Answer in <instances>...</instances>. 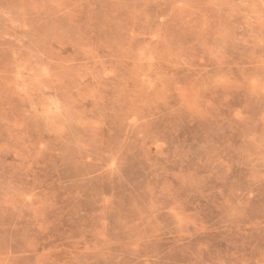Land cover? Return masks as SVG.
Listing matches in <instances>:
<instances>
[{
  "label": "rangeland",
  "instance_id": "obj_1",
  "mask_svg": "<svg viewBox=\"0 0 264 264\" xmlns=\"http://www.w3.org/2000/svg\"><path fill=\"white\" fill-rule=\"evenodd\" d=\"M0 264H264V0H0Z\"/></svg>",
  "mask_w": 264,
  "mask_h": 264
}]
</instances>
